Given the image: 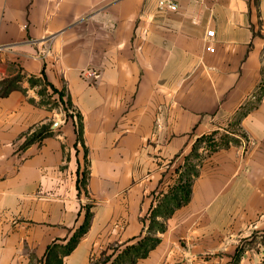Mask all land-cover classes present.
<instances>
[{
    "label": "crops",
    "instance_id": "crops-1",
    "mask_svg": "<svg viewBox=\"0 0 264 264\" xmlns=\"http://www.w3.org/2000/svg\"><path fill=\"white\" fill-rule=\"evenodd\" d=\"M178 3L0 0V81L22 76L0 96V264H91L152 220L159 243L135 264H264V0ZM43 73L70 117L31 85ZM213 133L229 145L201 144L176 206Z\"/></svg>",
    "mask_w": 264,
    "mask_h": 264
},
{
    "label": "trees",
    "instance_id": "trees-1",
    "mask_svg": "<svg viewBox=\"0 0 264 264\" xmlns=\"http://www.w3.org/2000/svg\"><path fill=\"white\" fill-rule=\"evenodd\" d=\"M42 78L39 79H31L30 83L32 86H42L43 90H40V94L42 96H48L50 95H58V101H54L52 106H58L59 104L63 105L64 110L67 113V116L70 117L68 110L71 108L69 101L64 100V92L57 90L53 85H51L43 73ZM8 80V79H6ZM3 80L0 83V96H7L12 90L18 88V83L21 81V77L10 79L8 81ZM48 95H46V94ZM49 97V96H48ZM49 101H46V105H49ZM45 133V136L50 135V133L47 130L42 131L39 135H36V137L32 140L38 139L43 136ZM77 135L78 140H81L82 137V117L78 115V129H77ZM215 133L204 136L197 140L191 154L189 157V160L185 164V170L181 176L180 183L176 186L174 190L173 195V201L175 202L176 206H180L181 204L187 203L190 200V194H191V186L194 178L198 175V171L196 168V165L192 162V160H198L200 159V156L197 153L198 148L201 146L203 142H205L212 150L217 149L221 147L222 145L228 146L229 141L224 140L221 142L215 141ZM226 138V137H225ZM224 139V138H223ZM235 141V140H234ZM236 142V141H235ZM191 158V159H190ZM86 179L87 175L86 172L83 173V178L80 184H78V188L80 189V186L85 188L86 185ZM171 213L170 209L165 208L162 211H159V215L162 216H169ZM90 212L87 211L86 213V219L84 224L79 228V230L76 232L74 237L71 239V241L67 244V246L64 247L63 254L68 255L70 254L77 243L79 242V239L87 232L89 222H90ZM153 217H156V214H153ZM164 227L162 225H159V223H155L153 220L151 221L150 226L148 227V231L146 235L138 240L136 243H133L131 245H127L124 249H114L113 253L106 257L105 262L103 264H135L137 260L141 258H145L150 250H152L158 243L159 238L155 237V231L156 230H163ZM55 247H51L49 249V254L52 252V250ZM120 251V252H119ZM117 252H119L117 254ZM117 254L115 258L113 256ZM61 264V263H58Z\"/></svg>",
    "mask_w": 264,
    "mask_h": 264
},
{
    "label": "built area",
    "instance_id": "built-area-1",
    "mask_svg": "<svg viewBox=\"0 0 264 264\" xmlns=\"http://www.w3.org/2000/svg\"><path fill=\"white\" fill-rule=\"evenodd\" d=\"M157 6H158V10L161 12H175L179 9V3L178 0H157ZM215 36V32L214 31H209L207 33V37L208 38H212ZM209 51H214V48L209 47L208 48ZM1 51V49H0ZM85 74L89 75V76H93L94 78H98L99 74L95 71H91L88 70L85 72Z\"/></svg>",
    "mask_w": 264,
    "mask_h": 264
},
{
    "label": "rangeland",
    "instance_id": "rangeland-1",
    "mask_svg": "<svg viewBox=\"0 0 264 264\" xmlns=\"http://www.w3.org/2000/svg\"><path fill=\"white\" fill-rule=\"evenodd\" d=\"M18 77H21L22 78L21 74H18L16 76H14L13 78L12 77L11 78H8V80L15 79V78H18ZM8 80H6V81H8ZM0 83H1V81H0ZM40 90H43L42 86H40ZM46 95H48V94H46ZM45 100L47 101L48 98H45ZM114 249H120V248L119 247H116V246L110 247V250H114ZM106 257L107 256H104V255H100V257H94L93 260L91 261V264H103V262H105V260H106Z\"/></svg>",
    "mask_w": 264,
    "mask_h": 264
}]
</instances>
